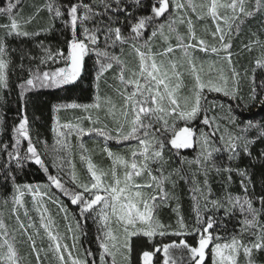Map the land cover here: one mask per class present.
I'll use <instances>...</instances> for the list:
<instances>
[{"label":"snow or ice","instance_id":"6c2138e0","mask_svg":"<svg viewBox=\"0 0 264 264\" xmlns=\"http://www.w3.org/2000/svg\"><path fill=\"white\" fill-rule=\"evenodd\" d=\"M21 2L22 0H14V2L9 0L7 7L0 8V14L6 15L10 21L8 24L0 25V28L5 29V36L0 38V88L8 87V70L11 60L8 58L7 37L30 38L40 36L54 27L53 25L35 32L25 30L23 26L30 24L41 9L38 8L36 14L27 17L22 22L18 21L16 18L19 14L17 6ZM130 7L142 9L144 5L142 0H47L44 5V10L49 13L50 19L61 21L62 26L70 33V39L67 41L68 52L66 55L63 48H59L53 53L42 41L39 42L37 47L44 53L38 58L40 64H46L48 61L54 63L63 61L65 66L58 67L54 71H41L39 66L35 69L29 67L27 68V77L23 78L18 85L21 100L20 119L18 124L13 127L12 142L0 144V153L3 154V163L0 165V169L3 170L6 180L13 182L14 189L18 193L14 196V202L22 204L21 198L24 196L22 189L32 192L35 197L37 191L44 187L58 190L61 195L67 197L71 204L78 206L81 216L95 213L101 222L98 229L100 235L97 236L101 249L100 264H108L105 259L106 256L111 257V264H116L117 253L123 256L127 264H131V239L136 236L146 237L151 245L149 250H141L139 254L140 264H154L157 253L162 254V264H177L171 251L176 249H181L187 253V264H204L209 245H212L213 264H237V257L241 251L248 258L246 264H254L251 259L253 250H264V224H260L258 219L264 212V194L250 197L251 176L247 170L239 167L235 169L227 167L216 170L217 172L223 170L229 173V182L232 179L231 173L235 171L241 177L240 185L244 196L228 194L224 200L210 199L211 189L208 187V168L206 165L214 153L221 151L229 153L228 159L230 161L237 160L241 153L251 157L253 145L257 141L264 143V125L247 121L241 127L237 124L238 117L234 114L231 105L228 106L227 115L220 118L224 121L223 127H221L216 116L207 115L209 102L205 95L206 91L223 93L224 96L241 102L244 101V97L238 94L240 73L232 68L233 87L231 88L228 87V79L223 75L220 76L222 83L214 82L212 79L204 80L200 74L203 66L200 65L198 68L193 53L197 50L204 53L210 51L216 54L223 51L227 63L231 65L232 53L229 51L231 42L228 37L234 32L238 34L241 25L248 18L257 13L264 14V0H255L251 8L247 6V0H226V2L208 0L207 3L200 5L193 3V0H187V3L182 2V0H150L148 4L149 14L129 11ZM14 9H17V12L14 13ZM222 9L225 10L224 14H221L220 10ZM181 11H191L196 14L197 19H204L206 16L211 18L215 22V31L211 35L214 40L219 41V47L209 45L205 39L197 37L191 18H185L184 15L180 14ZM177 22L187 23L188 26L187 42L186 37L177 32L176 47L183 51V56L194 80L192 95L183 97L182 104L176 96L180 83L173 84L174 80L179 81L180 78L177 63L169 60L166 65L163 59L157 60V57H168L169 54L173 53V46L169 44L162 51L153 53L150 43L157 35L167 41L169 35L165 34V28L167 27L169 33L176 32L175 25ZM124 29H127L126 33L123 31ZM149 30L150 35L145 38V33ZM101 41H103V48L99 47ZM125 44H130L136 53L139 60L138 70L128 69L119 55L108 51L109 48H114L117 45L121 46L122 51ZM256 44H260L258 38L250 40L244 47L248 51H252ZM90 53L95 54L96 64L99 65L96 75L97 81L103 73L112 69L114 64L119 67L118 79L125 89L121 93L124 101L121 115L127 120L129 113H131L130 128L125 131L124 125L119 123L114 129H109L107 125L85 128L79 124H66L62 127L68 130L67 133L58 131L56 128L53 129L57 135L56 146L59 147L53 146L49 150L47 142L43 141L45 151L41 152L37 147L39 137L34 138L31 135L29 118L25 111L26 95L38 87H61L74 83L84 67L85 57ZM25 56L29 60L37 59L30 53L21 54V63L18 65L21 71L25 70L23 63ZM255 63L257 67L264 69V55ZM126 73L129 74L126 75ZM251 83L248 103H243V107L259 105L264 108V79L257 83L255 76H253ZM217 106L223 107V105ZM55 107L57 109L83 108L87 110L89 108L99 109L100 104L79 105L72 103ZM113 108L114 106L110 107L108 112L114 116ZM169 118L173 120L172 124H169ZM198 118L210 129L208 132L200 131L201 152L195 161L204 172L205 188H193L194 193H199V198L195 195L193 197L197 202L194 207L196 215L192 228H189L184 222L183 216L179 214V205L177 204L176 209H174L177 212V228L171 230V225L161 223L154 215L159 206L167 204L170 199L165 183L170 180L171 173L169 176H164L162 171L157 169L159 175H154L150 164L163 165L165 163L164 152L166 147L169 150L175 149L177 151L191 148L195 131L188 124ZM87 119L93 125L100 123L99 118L92 120V117L88 116ZM177 120L184 121L185 126L177 128L175 124ZM252 129L256 130V134L249 136L248 133ZM73 132L78 139L96 135L103 137L105 141H115L118 144L135 140L138 147L131 152L130 163L124 157L105 147L104 151L112 158L111 176L113 183H106L104 177L108 174L103 169H99L90 158H86L83 154L81 160L87 159L88 181L78 178L75 167L71 165L70 160L68 164L72 170L67 173V179H65L62 175L64 157L58 153L62 149H66L69 151V155L71 154L67 135H71ZM217 143L219 146H216ZM81 148L83 149V144H81ZM259 156L264 158V150L259 153ZM183 159L187 160L186 157ZM28 163L39 166L46 174L47 184L41 186L15 183L13 172L23 169ZM116 165H122L125 169L122 178L117 175ZM213 166L215 167V165ZM50 169L55 171H50ZM144 175L147 176V180L138 183L136 178ZM172 183L174 186L175 182L172 181ZM49 199L58 205L59 210L65 213V219H67L66 206L59 200L53 199L52 196H49ZM201 199L203 200V209L206 212L214 213L223 208L225 216L232 215L236 209L244 214V219L240 221V235H232L228 241L221 242V237L210 231L217 223L214 214L207 217L202 216ZM254 199L259 202V208L253 206ZM113 216L122 227V239L113 233L109 225L110 218ZM17 220L31 243L37 264H40L42 249L36 247V241L28 233V228L34 227V225L29 223L25 227L23 222L19 221V216H17ZM50 224V218L45 223L44 216L41 214V227L52 242L49 247L55 253L60 264H69V262L70 264H96L90 250L83 259L74 257L69 246L62 244L59 235L52 231ZM0 229H4V233H0V235H6L7 230L3 220H0ZM68 231H72L71 225L68 226ZM244 233H248L254 239L245 243L241 238ZM168 235L181 237V239L179 241L173 240L170 243L155 242L157 236L165 237ZM187 235L197 236V244L190 245L186 239H183ZM76 239L78 238L73 236V247H75ZM5 248L6 251L3 250ZM0 262L2 264H20L17 250L13 244L8 242L7 238L0 244Z\"/></svg>","mask_w":264,"mask_h":264},{"label":"trees","instance_id":"16d2710c","mask_svg":"<svg viewBox=\"0 0 264 264\" xmlns=\"http://www.w3.org/2000/svg\"><path fill=\"white\" fill-rule=\"evenodd\" d=\"M8 2L9 0H0V8L7 7ZM182 2L187 3L186 0H182ZM194 2H196V5H200L202 3H207L208 0H194ZM254 2L255 0H251L249 8L254 5ZM46 3L47 0H22L21 4L17 6L19 14L16 18L18 21L22 22L27 17L36 14L39 8L41 10L38 15H35V19H33L30 24L24 25L23 27L29 32H35L54 25L50 31L42 33L40 36H33L30 38L12 36L6 39L9 53L8 58H10L11 64L8 70V87L0 88V121H2L0 122V144H10L12 142L13 127L18 124L21 115L20 89L18 85L22 82L23 78L27 77V68L32 67L35 69L39 66L41 71H54L58 67L65 66L63 61L60 63H54L53 61H48L46 64L39 63L38 58L44 55L41 49L37 47L39 42L42 41L53 53H55L57 49L63 48L66 55L68 52L67 41L70 39V33L62 26L61 21L59 19H50L49 13L44 10V5ZM142 3L144 5L142 9L130 7L129 11L138 14H149L148 4L150 0H142ZM13 12H17V9H14ZM180 14L184 15L185 18H191L197 37L205 39L209 45L219 47V41L214 40L211 35V33L215 31L211 19L206 18V21L199 19L200 21L198 22L196 14L191 11H181ZM247 20V25L239 31L240 33L237 34L234 32L228 37L231 42V48L229 49L232 53L231 65L227 63L223 51L219 54H212L210 51L204 53L197 50L194 51L193 54L198 68L200 65L203 66L200 74L204 80L212 79L214 82L222 83L220 76L223 75L228 79V87L231 88L233 87L232 68H235L236 71L240 73L238 94L244 97L243 102L224 96L223 93L205 92L209 102L207 105L209 109L207 115L216 116L221 127L224 126V121L220 118L227 115L229 105L234 109V114L238 117L237 124L241 127H243V124L247 121L264 125V108H261L259 105H250L247 108L243 107V103H248L252 87V77L255 76L257 83L264 79V69L257 67L255 63L257 59L264 55V14L257 13ZM8 23H10L8 17L0 14V25ZM197 23H203V25H197ZM175 28L176 32L171 33L168 32L167 27L165 28V34L169 35V39L166 41L167 43L159 35L154 37L150 43L153 53L162 51L169 44L172 45L174 51L177 52L176 54H169L168 57H160L157 60L159 61L165 58L167 63L169 60L177 63V71L180 73V78L179 81L174 80L173 84L180 83V87L176 91V96L182 104L183 97H190L192 95L194 80L182 54V50L176 47L177 32L184 35L187 42V23L181 24L177 22ZM123 31L126 33L127 29ZM149 35L150 30L145 33V38ZM4 36L5 30L0 29V38ZM257 38L260 44L254 45L252 51H248L244 45L248 44L250 40H255ZM99 47H104L103 41H101ZM108 51L112 54L119 55L128 69L138 70L139 60L130 44L123 45L122 51L120 45L109 48ZM23 53H30L32 56L37 57V59L29 60L27 56H25L23 61L25 70L21 71L18 65L21 63L20 56ZM167 63L165 64L167 65ZM98 68L99 65L96 64L95 54L90 53L85 57L84 69L74 83L61 87H38L26 95L25 111L29 118L31 135L34 138L39 137L37 147L41 152L45 151V146L42 143L43 141L47 142L49 150H51L53 146H56L57 135L53 129L56 128L58 131H64L65 129L62 126L66 124H79L81 127L85 128L90 126L103 127L107 125L109 129H114L119 123L124 125L125 131L130 128L131 113H129L127 120L121 115V108L124 103L121 93L124 92L125 89L118 79L119 67L114 64L113 68L103 73L99 81H97L96 75ZM128 74L129 73H126V75ZM97 97H99V100H97ZM72 103L79 105L99 103L100 111H103L104 108L108 110L110 107L114 106L113 111L116 115L112 122L109 123L108 121V124H105L103 121L109 119L107 117H102L101 114H99L100 111L96 108L85 110L83 108L57 109L55 107ZM217 105H223V107H218ZM88 116H91L92 120H97V118H99L101 122L93 125L91 121L87 119ZM172 123L173 120L169 118V124ZM175 124L177 128L185 126L184 121L177 120ZM188 126L192 127L195 131L193 146L178 151L175 149L169 150V148L166 147L164 152L165 163H163V165L158 163L150 164L154 175H159L157 169H160L164 176H169L171 173L170 180L165 183V188L170 194V199L167 204L159 206L158 210L154 213L161 223L171 225V230L177 228V212L174 211L177 204L179 205V214L183 216L184 222L189 228H192L195 223L196 214L194 207L197 202L193 197L195 195L199 198V193H194L193 188H205L204 172L195 161L201 152L199 140L200 131L208 132L210 129L205 126L199 118L190 122ZM156 127H159V125H156ZM255 134V129L250 130L248 133L249 136H254ZM67 143L71 146V154L69 155V151L66 149H62L58 153L60 156L64 157V170L62 175L67 179V173L72 170L71 166L68 164L70 160L71 165L75 167L78 178L86 182L88 181L87 159L81 160L82 154L86 158H90L93 164L99 169H103L108 174L104 177L106 183H113L111 176L113 168L112 158L104 151L105 147L113 153L124 157L129 163L132 159L131 152L138 147L135 140L118 144L115 141H105L103 137L96 135L84 136L82 139H78L75 134L67 135ZM81 144H83V149L81 148ZM216 146H219V144L217 143ZM262 150H264V143L257 141L256 144L253 145V154L251 157L241 153L237 160L230 161L228 159V152L221 151L219 153H214L212 159L208 161L206 165L208 168V187L211 189L209 198L224 200L228 194L232 196H244V192L240 185L241 177L237 175L235 171L231 173L232 179L229 182V173L223 170L217 172L216 170L217 168L223 169L227 167L233 169L239 167L247 170L248 174L251 176V187L249 189L250 197H257L264 194V158H260L259 156ZM185 157L187 158L186 161L183 159ZM2 163L3 154L0 153V165H2ZM213 165H215V167ZM115 168L117 175L122 178L125 170L123 166L116 165ZM50 171L54 172L55 170L50 169ZM13 174L15 175L16 184L43 186L48 183L46 174L39 166L33 163H28L23 169L15 170ZM146 180V175L136 178L138 183H143ZM172 181L175 182L174 186ZM22 190L24 191V196L22 197L21 207L14 202V196L18 195V193L14 189L13 182L11 180H6L3 170L0 169V205L5 209V215L1 216L0 214V220H3L6 226L7 232L5 236H7V239L14 236L24 240L26 245L29 244V241L25 240L27 235L24 234L17 220V216H19V221L23 222L25 227H27L29 223L34 225V227L28 228V233H30L36 241V247L42 249L41 253L45 251L49 255L48 259H51V261L48 262L44 255H40L41 262H43V264H54L50 255L53 250L49 247L52 242L49 240L45 230L41 227V214H43L44 222L47 223L50 218V227L52 231L59 235L62 244H67L69 246L72 253L75 252L78 254L77 256L83 259L90 250L96 260V264H100L99 254L101 249L97 236L100 235L98 229L100 228L101 222L96 217L95 213L81 216L78 206L71 204L67 197H64L55 189L41 187L37 191L35 197L32 192L26 189ZM49 196L59 200L66 206L67 219H65V213L59 210L58 205L53 203L52 200L49 199ZM253 206L256 208L260 207L259 202L255 199ZM200 208L203 217L214 214L217 223L210 231L215 235H219L221 237V242L228 241L232 235H240V221L244 219V214H241L238 209L234 210L233 214L229 216L224 215L223 208L214 213L206 212L203 209L202 199L200 200ZM25 212H27V215H25ZM6 219H10V221H6ZM258 219L260 224H264V212L261 213ZM77 224H79V227H77ZM115 224L119 223L113 216L110 218L109 225L113 229ZM69 225H71L72 228L71 232L68 231ZM253 231H255V229H253ZM1 233H4V229H1ZM113 233L118 236V232ZM73 236L78 238L75 240V247H73ZM241 238L245 243L254 239L248 233H244ZM179 239H181V237L171 235L165 237L157 236L155 242L170 243L173 240L179 241ZM183 239H186L190 245H196L198 241L195 235H187L183 237ZM10 242L14 243L13 240H10ZM131 244V264H140L139 254L141 250H149L151 245L147 238L143 236L132 237ZM211 248L212 245H209L204 264H212L213 262ZM26 250L29 258L35 263L33 253H31L28 248ZM171 251L177 264H187L186 252L181 249ZM181 257H183V259H181ZM105 259L108 263L110 262L109 257L106 256ZM247 259L248 258L241 251L240 257L238 258L239 264H246ZM251 259L254 264H264V250H253ZM125 264H127V262ZM154 264H162L161 253L157 254L154 258Z\"/></svg>","mask_w":264,"mask_h":264},{"label":"rangeland","instance_id":"374dc122","mask_svg":"<svg viewBox=\"0 0 264 264\" xmlns=\"http://www.w3.org/2000/svg\"><path fill=\"white\" fill-rule=\"evenodd\" d=\"M187 1V0H186ZM193 2H194V0H193ZM222 2H226V0H222ZM251 0H247V6L249 7L250 5H251ZM195 4H196V2H194ZM221 11V14H224V11L225 10H220ZM230 14V13H229ZM206 18H209V17H205L204 19H201V20H203V21H206L205 19ZM196 19H197V16H196ZM209 19H211V18H209ZM212 20V19H211ZM198 22L200 21L199 19L197 20ZM247 21L248 20H246L245 21V23L243 24V25H241V28H240V30H242V28L243 27H245L246 25H247ZM212 23L214 24V27H215V22L212 20ZM221 24H222V27L224 26L223 25V23L221 22ZM197 25H203V23H197ZM240 33V32H239ZM166 42V41H165ZM167 43V42H166ZM176 54L177 52H173V54ZM180 54V53H179ZM182 54H183V51H182ZM194 54V53H193ZM212 54H215V53H212ZM158 58H160V57H157V59ZM164 60V62L165 63H167V60L164 58L163 59ZM97 110H99L100 111V109H97ZM99 114H101V116L102 117H107L109 120H107V121H103V123H107L108 121H109V123L110 122H112L113 121V119H114V117H115V115L113 116V115H110L109 114V112H108V110L106 109V108H104L103 109V111H100L99 112ZM99 121L101 122V120L99 119ZM108 124V123H107ZM66 133H67V129H65L64 130ZM72 134H75L74 132L72 133ZM21 200H22V198H21ZM18 205H20L21 207H22V204H18ZM0 214H1V216L3 215H5V209H3V207L0 205ZM14 214H15V212H14ZM6 221H10V219H6ZM113 230V232H118V236L119 237H121V239H122V235H123V233H122V227H121V225L120 224H115L114 225V228L112 229ZM0 233H1V229H0ZM7 236H5V235H0V244H2L3 243V241H4V239L6 238ZM24 238H25V236H24ZM8 240V242L9 243H11V244H13L14 245V247H15V249L17 250V253H18V256H19V259H20V264H37V262H36V259H35V263H33L32 262V260L29 258V256H28V252H27V248H28V250L29 251H31V253H33L32 252V248H31V243H30V241L28 242L29 244H27L26 245V242L24 241V240H21L20 238H18V237H14V236H11V238L10 239H7ZM10 240H13L14 241V243H12V242H10ZM25 240H28L27 238L25 239ZM62 242V241H61ZM76 244V243H75ZM4 251H6V248L5 249H3ZM52 250V249H51ZM73 256L74 257H76L78 254H76L75 252H73ZM157 254H159V253H157ZM40 255H44L45 257H46V259H47V261L48 262H50L51 261V259H48V257H49V255L44 251V252H42V253H40ZM50 255H51V257H52V260H53V262H54V264H60V262L57 260V258H56V256H55V253L52 251L51 253H50ZM33 257L35 258V255H34V253H33ZM78 258H81V257H79V256H77ZM240 257V254L238 255V257H237V264H239V260H238V258ZM110 258V262L108 263V264H111V257H109ZM213 259H214V257H213ZM98 260V259H97ZM126 263V261L123 259V256L120 254V253H117V255H116V264H125ZM0 264H2V262H0ZM40 264H43V262H41V260H40ZM212 264H213V262H212Z\"/></svg>","mask_w":264,"mask_h":264},{"label":"water","instance_id":"95a60500","mask_svg":"<svg viewBox=\"0 0 264 264\" xmlns=\"http://www.w3.org/2000/svg\"><path fill=\"white\" fill-rule=\"evenodd\" d=\"M85 61V60H84ZM83 69H84V67H83ZM83 69H82V71H83ZM82 71H81V73H82ZM81 75V74H80Z\"/></svg>","mask_w":264,"mask_h":264},{"label":"crops","instance_id":"0c3cea01","mask_svg":"<svg viewBox=\"0 0 264 264\" xmlns=\"http://www.w3.org/2000/svg\"><path fill=\"white\" fill-rule=\"evenodd\" d=\"M0 29H3V30H5L4 28H0Z\"/></svg>","mask_w":264,"mask_h":264}]
</instances>
